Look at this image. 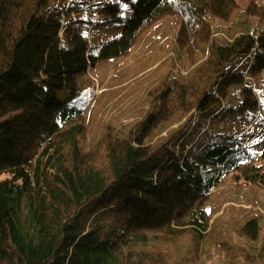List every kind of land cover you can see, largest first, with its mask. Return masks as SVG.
<instances>
[{
    "label": "trees",
    "instance_id": "obj_1",
    "mask_svg": "<svg viewBox=\"0 0 264 264\" xmlns=\"http://www.w3.org/2000/svg\"><path fill=\"white\" fill-rule=\"evenodd\" d=\"M238 9V0H0V264H264V244L240 254L228 236L204 259L220 232L211 191L227 176L264 184V133L238 132L262 112L264 0L240 19ZM168 14L180 17L175 42L193 67L152 87L158 103L135 138L107 127L83 150L74 97L94 83L88 70L127 57ZM111 23H123L120 34L95 42L93 27ZM258 227L252 217L239 230L251 240Z\"/></svg>",
    "mask_w": 264,
    "mask_h": 264
},
{
    "label": "rangeland",
    "instance_id": "obj_2",
    "mask_svg": "<svg viewBox=\"0 0 264 264\" xmlns=\"http://www.w3.org/2000/svg\"><path fill=\"white\" fill-rule=\"evenodd\" d=\"M250 0H238L239 9L236 19H240L245 5ZM122 13L128 15V7L122 4ZM180 17L168 14L158 19L140 34V39L131 53L125 57L109 58L100 61L88 70L89 77L94 81L84 86L81 93L74 100L84 104V119L87 125L86 139L81 143L83 150L97 144L101 135L110 127L113 132L122 138H135L141 129L145 118L155 109L158 95L151 92L152 87L167 76L168 83L171 77L185 74L193 64L185 57L175 42ZM219 23V22H216ZM223 27H226L223 24ZM123 23H111L109 26L99 24L93 27L92 37L97 43H103L120 34ZM220 32L219 35H222ZM221 37V36H219ZM205 46H200L197 58H203ZM250 59H244L240 64V71L246 69ZM238 62V61H236ZM235 62V63H236ZM254 79V78H253ZM264 80V79H263ZM65 98L68 94L62 93ZM262 110L255 125L245 121L238 132L246 140H253L252 134H263L264 126V98ZM247 115H250L249 113ZM194 114L186 118V126H191L196 120ZM262 128H259L260 126ZM259 133L257 134V132ZM170 134V129L156 132L155 140L160 136ZM144 140L149 141L148 137ZM159 142V141H157ZM171 143L179 142V135L169 139ZM212 200L218 204L214 228H219V235L210 234L209 244L206 245L204 259L211 262L215 253L223 249L221 246L225 237L234 246L243 248L241 254L249 250V246L264 244V184L251 185L243 181H234L230 176L225 177L212 191ZM246 217V218H245ZM256 217L258 230L253 238L248 239L239 230L244 219ZM192 247L187 251L191 254ZM246 264V263H243ZM249 264H258L257 261Z\"/></svg>",
    "mask_w": 264,
    "mask_h": 264
}]
</instances>
